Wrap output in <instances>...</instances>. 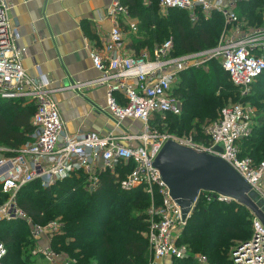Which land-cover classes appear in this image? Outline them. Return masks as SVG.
<instances>
[{
  "label": "built area",
  "instance_id": "1",
  "mask_svg": "<svg viewBox=\"0 0 264 264\" xmlns=\"http://www.w3.org/2000/svg\"><path fill=\"white\" fill-rule=\"evenodd\" d=\"M237 1L159 0L161 10H184L191 22H195L199 15L210 17L214 12L223 16L225 27L231 28V31H224L212 50L196 54L173 55L172 40L167 39L154 44L151 54L142 52L124 56L120 53L124 36L120 25L115 23L106 36L103 50L92 49L89 52L93 67L101 76L84 84L106 87V104L118 132L101 135L93 131L74 134L65 131L59 109L51 98L53 90L48 81L43 76L30 77L22 66L25 48L18 45V29L9 20L7 3L0 0V99H23L35 104L32 116L35 130L30 140L11 150L12 155L1 153L0 156V188L8 195L0 205V221L26 218L29 223L32 222L16 203L18 191L26 184L39 181L43 187H48L82 173L85 189L92 190L99 185V175L109 171L114 173L120 188L142 186L152 200L147 210L148 231L145 236L154 264L166 257L182 259L187 255V247L179 244L178 240L188 218H182L180 207L171 199L158 170L153 167L156 155L169 139L225 159L250 184L257 201L264 206V159L254 165L249 158H239L237 143L251 135L255 120L248 104L235 103L222 107L217 119L207 128V145L195 142L191 136L159 132L150 124L154 114L159 115L162 125L167 115L181 114V101L173 94L174 83L181 72L201 62H193L199 55L205 59L207 55L210 58L219 56L221 67L242 93L262 73L264 26L255 32L241 30L244 20L236 12ZM112 11L128 16L126 8L119 2H115ZM129 26L132 30L136 29L133 23ZM116 96L121 97L123 102H119ZM126 120L140 122L141 129L123 128L122 122ZM218 146L219 149H216ZM118 167L126 168L128 172L120 177ZM156 193L161 198L158 206L153 202ZM201 195L207 200L214 196L220 202L233 201L211 192H200L197 200ZM249 213L252 235L231 250L233 264H264V227L250 210ZM59 230L58 221L34 224L32 230V237L37 241L34 255L43 257L49 264H68L50 246V238ZM5 255L6 248L0 241V262ZM198 260L206 263L204 256H198Z\"/></svg>",
  "mask_w": 264,
  "mask_h": 264
},
{
  "label": "trees",
  "instance_id": "2",
  "mask_svg": "<svg viewBox=\"0 0 264 264\" xmlns=\"http://www.w3.org/2000/svg\"><path fill=\"white\" fill-rule=\"evenodd\" d=\"M153 1L159 9V0ZM122 2L133 16L146 23L147 44L151 45L152 41L153 44L161 43L167 39L159 41V38L175 33L177 45L172 42L173 55H179L175 52L177 50L187 54L211 47L223 29L222 16L217 12L210 17L199 15L195 22H191L184 10L169 9L166 15H152L146 9L149 7L151 11L153 4L142 0ZM236 12L240 19L258 24L264 15V0H238ZM208 67L187 68L179 74L173 94L187 111L167 115L164 125L159 121V115L154 114L150 121L154 128L180 137L184 136L181 132L193 129V140L208 144V136L200 125L206 120L217 119L218 107L223 103L217 92L228 96L227 93L239 89L221 65L210 61ZM260 78L264 79V70L249 89L253 85L256 89L263 88V82L256 83ZM116 97L123 102L121 97ZM248 97L242 96L238 103L248 104L245 101ZM230 98L235 99V94ZM34 111L32 101L0 99V146L10 150L3 154L12 155L11 150L30 140L35 130L31 123ZM194 121L196 123L192 124ZM237 145L239 158H249L254 165L264 159V114L255 117L251 135ZM117 171L120 177L128 172L121 167ZM84 180L85 176L78 173L48 187H43L39 181L31 182L18 191L16 203L33 224L45 225L58 218L60 230L50 238V246L57 253L64 252L70 264H149L151 251L145 235L148 231L147 210L152 201L150 196L142 186L120 188L114 173L109 171L99 175V185L95 189L86 190ZM212 197L211 200L203 195L198 198L178 240L187 247V255L174 259L173 264H202L195 258L196 254L206 257L204 264H233L231 250L251 237V220L248 221V216L242 212V206L235 201L220 202ZM7 198L0 188V205ZM153 202L155 206L161 202L157 193ZM0 224V241L6 248L0 264H24L18 248L19 239L28 235L25 219L2 220ZM28 259L26 261L30 264Z\"/></svg>",
  "mask_w": 264,
  "mask_h": 264
},
{
  "label": "crops",
  "instance_id": "3",
  "mask_svg": "<svg viewBox=\"0 0 264 264\" xmlns=\"http://www.w3.org/2000/svg\"><path fill=\"white\" fill-rule=\"evenodd\" d=\"M4 1L9 7V20L19 32L18 45L25 48L22 66L30 77L43 76L48 81L65 131L68 134L80 131L101 135L117 133L113 115L106 104V87L84 85L101 76L93 67L89 52L103 50L106 36L117 23L124 36L120 53L124 56L146 53L145 49H137L141 35H145L139 34V18L132 15L122 0ZM115 2L126 8L127 17L113 13ZM131 23L136 26L135 30L130 28ZM139 50L142 51L137 53ZM124 122L122 127L127 128L123 126ZM58 254L61 260L70 264L64 252ZM198 256L195 255L197 260ZM173 260L166 257L155 264H173ZM149 264H154L152 253Z\"/></svg>",
  "mask_w": 264,
  "mask_h": 264
},
{
  "label": "water",
  "instance_id": "4",
  "mask_svg": "<svg viewBox=\"0 0 264 264\" xmlns=\"http://www.w3.org/2000/svg\"><path fill=\"white\" fill-rule=\"evenodd\" d=\"M8 151L0 148V153ZM169 196L181 209L182 218L191 214L200 192L228 197L248 208L264 227V206L250 184L222 157L167 140L153 161Z\"/></svg>",
  "mask_w": 264,
  "mask_h": 264
},
{
  "label": "rangeland",
  "instance_id": "5",
  "mask_svg": "<svg viewBox=\"0 0 264 264\" xmlns=\"http://www.w3.org/2000/svg\"><path fill=\"white\" fill-rule=\"evenodd\" d=\"M138 1H140V0H138ZM142 1H145V0H142ZM153 2V3H152ZM146 4H153V5H151V8H152V10L150 11V9H149V7H148V9H146L147 11H149V12H151V14L152 15H154V14H160V15H166L167 14V12H168V10H161L160 8L158 9L156 6H155V4H154V1L153 0H148L147 2H146ZM221 15V14H220ZM222 16V15H221ZM222 19H223V16H222ZM223 29H222V31H221V33H220V35L218 36V38L215 40L216 41V44H214L215 43V41L213 42V45L211 46V47H208V48H204V49H202V50H199V51H194V52H190V53H194V54H196V53H198V52H207V51H210V50H212L213 48H215L216 47V45L218 44V41L220 40V38H221V36L223 35V33H224V31H227L228 30V32H230L231 31V28L229 29V28H226L225 27V24H224V19H223ZM145 22L141 19H139V25H138V28H139V34L141 35L142 34V32L145 34V28H144V26H145V24H144ZM257 23V22H256ZM263 24V25H262ZM264 26V15H263V18L261 19V22L260 23H258V24H252L251 22H248V21H246V20H244L243 21V26H240V28H241V30H244V32L245 33H249V32H255V31H258L261 27H263ZM226 28V29H225ZM148 33H146L145 35H141L142 36V40L140 41V43L138 44V46H137V49H145V50H147V52H148V50H149V48H150V46L153 44V41H152V44L151 45H149V44H147L148 43V41H147V39H148ZM175 37V33H173V32H171V34H170V36H167V37H161V38H159V41H162V40H164V39H171L172 40V42L173 43H175V45H177V40H176V38H174ZM174 49H176V46H175V48ZM140 51H142V50H139V51H137V53H139ZM178 51V50H177ZM175 51L176 52V54H179V55H175V56H182V55H184L182 52H180V51ZM205 55V54H204ZM207 55V54H206ZM203 60V61H202ZM199 61H201L200 63H198V65L196 66V67H204V68H209L208 67V63L211 61V62H215L217 65H220V63H221V60H220V58H219V56H212L211 58L207 55V59H205L204 58V56L203 55H199V56H197L196 58H194L193 59V62H195V63H197V62H199ZM192 67H195V66H192ZM192 67H189V68H192ZM177 82L178 81H176L175 83H174V86H176L177 85ZM258 82H263V84H264V79H262V78H260L259 80H257V84H258ZM256 83H255V85H256ZM261 87H263V88H257L256 89V87H254V85L250 88V89H248L246 92H244V93H242V91L241 90H239V89H235L236 90V92H229V93H227V95L228 96H225V95H223L222 94V92H217V96L218 97H221L222 98V100H223V103H222V105L221 106H219L218 107V110L217 111H219L220 110V108L221 107H223V106H226V105H231V104H235V103H238L240 100H241V97L242 96H247V95H249L250 97H248V98H246L245 99V101H248V105L251 107V109L253 110V112H254V118L255 117H259L260 115H263L264 114V85H262ZM231 90V89H230ZM232 94H235V96H236V98L235 99H232V98H230L231 96H232ZM243 104V103H242ZM182 111L183 112H186L187 111V109L186 108H183V105H182ZM129 122H127V123H123V126L124 127H129V130H138V129H141L140 127L142 126V124L139 122V123H137V122H135V121H130V120H128ZM214 120H206L202 125H200V127H201V130H203V132H205L206 133V131H207V128L209 127V125L213 122ZM133 123V124H132ZM196 123V121H194L192 124H195ZM154 125V124H153ZM152 126V125H151ZM152 128L153 129H156V128H154L153 126H152ZM167 129V128H166ZM159 131V130H158ZM162 132H165V130L164 131H162ZM167 132V131H166ZM181 134L182 135H184V136H191V137H194V131H193V129H191V130H189V131H187V132H181ZM207 135V134H206ZM0 148H4V147H1L0 146ZM216 149H219V146L216 148ZM0 156H1V153H0ZM242 212L243 213H245V215L246 216H248V221H250L251 220V215H250V213H249V210H248V208H246L245 206H242ZM28 218V217H27ZM2 221V220H1ZM51 221H58V218L57 219H54V220H51ZM25 222H26V227H27V229H26V232H27V236H24L23 238H20L19 239V242H20V246H19V248H18V250H19V252L21 253V258L23 259L24 258V264H26V260L28 259L29 261H30V264H49L44 258H38L36 255H34V250L36 249V247H37V241H35V239L32 237V230H33V228H34V224H33V222H31V223H29L27 220H26V218H25ZM1 224H3V223H1ZM1 224H0V226H1ZM41 242H44V241H41ZM30 255L33 257V258H31L30 257ZM196 255H199V254H196ZM199 256H204V255H199ZM35 257H37V258H35ZM205 257V256H204ZM207 260V259H206ZM13 263V262H12ZM8 264H11V262L10 263H8ZM27 264H28V262H27Z\"/></svg>",
  "mask_w": 264,
  "mask_h": 264
}]
</instances>
